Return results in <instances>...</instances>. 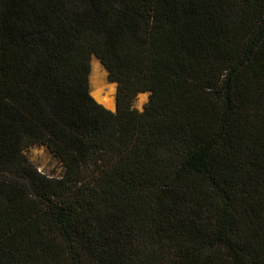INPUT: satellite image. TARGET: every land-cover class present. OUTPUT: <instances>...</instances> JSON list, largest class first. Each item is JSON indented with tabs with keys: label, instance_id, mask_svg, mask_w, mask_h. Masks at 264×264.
Here are the masks:
<instances>
[{
	"label": "trees",
	"instance_id": "1",
	"mask_svg": "<svg viewBox=\"0 0 264 264\" xmlns=\"http://www.w3.org/2000/svg\"><path fill=\"white\" fill-rule=\"evenodd\" d=\"M0 264H264V0H0Z\"/></svg>",
	"mask_w": 264,
	"mask_h": 264
},
{
	"label": "rangeland",
	"instance_id": "2",
	"mask_svg": "<svg viewBox=\"0 0 264 264\" xmlns=\"http://www.w3.org/2000/svg\"><path fill=\"white\" fill-rule=\"evenodd\" d=\"M94 62L99 63V71L104 76V77L102 76V81L105 83V85H107V86L114 85V83L109 84L107 82V73H106L104 67L101 65L100 61L95 56H92L90 59V63H89V75H88V83H89V92L90 93L92 90L91 89V83H90V77H91V74L93 71V67H94L93 63ZM144 94L146 95V99L144 101L140 102V100L138 98V96H139V94H138L137 97L135 98L134 102H133V107L139 111H141L143 109V105L148 100V96H147L148 94L147 93H144ZM110 111H112V110H110ZM23 154L26 157V159L41 173H43L47 176H50V177H58L61 175L62 165L60 164V162L56 158H54L51 155V153L49 152V150L45 146H42L39 144L32 145V146L26 148L23 151Z\"/></svg>",
	"mask_w": 264,
	"mask_h": 264
},
{
	"label": "bare ground",
	"instance_id": "3",
	"mask_svg": "<svg viewBox=\"0 0 264 264\" xmlns=\"http://www.w3.org/2000/svg\"><path fill=\"white\" fill-rule=\"evenodd\" d=\"M93 64L94 67L90 77L92 89L90 95L104 108L112 110L114 106V85H105L102 81L103 74L99 71V63L94 62ZM138 98L140 102H142L146 99V95L144 93H140Z\"/></svg>",
	"mask_w": 264,
	"mask_h": 264
},
{
	"label": "water",
	"instance_id": "4",
	"mask_svg": "<svg viewBox=\"0 0 264 264\" xmlns=\"http://www.w3.org/2000/svg\"><path fill=\"white\" fill-rule=\"evenodd\" d=\"M107 82L109 83V84H111L109 81H108V79H107ZM115 97H116V84H114V106H113V109H112V112H114L115 111V107H116V105H115ZM99 104V103H98Z\"/></svg>",
	"mask_w": 264,
	"mask_h": 264
}]
</instances>
